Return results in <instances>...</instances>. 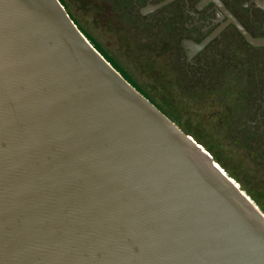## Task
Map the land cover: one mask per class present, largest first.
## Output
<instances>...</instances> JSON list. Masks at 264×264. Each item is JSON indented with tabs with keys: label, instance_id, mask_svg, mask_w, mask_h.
Segmentation results:
<instances>
[{
	"label": "water",
	"instance_id": "95a60500",
	"mask_svg": "<svg viewBox=\"0 0 264 264\" xmlns=\"http://www.w3.org/2000/svg\"><path fill=\"white\" fill-rule=\"evenodd\" d=\"M217 164L59 0H0V264H264Z\"/></svg>",
	"mask_w": 264,
	"mask_h": 264
},
{
	"label": "flooded vegetation",
	"instance_id": "af4514ba",
	"mask_svg": "<svg viewBox=\"0 0 264 264\" xmlns=\"http://www.w3.org/2000/svg\"><path fill=\"white\" fill-rule=\"evenodd\" d=\"M109 3L129 36L167 55L177 87L204 99L224 135L264 168V0Z\"/></svg>",
	"mask_w": 264,
	"mask_h": 264
},
{
	"label": "rangeland",
	"instance_id": "374dc122",
	"mask_svg": "<svg viewBox=\"0 0 264 264\" xmlns=\"http://www.w3.org/2000/svg\"><path fill=\"white\" fill-rule=\"evenodd\" d=\"M89 41L137 89L175 119L264 212V168L227 138L204 99L180 90L171 59L129 36L109 0H62Z\"/></svg>",
	"mask_w": 264,
	"mask_h": 264
},
{
	"label": "trees",
	"instance_id": "16d2710c",
	"mask_svg": "<svg viewBox=\"0 0 264 264\" xmlns=\"http://www.w3.org/2000/svg\"><path fill=\"white\" fill-rule=\"evenodd\" d=\"M61 2V4L64 6V3L62 0H59ZM65 8V6H64ZM66 9V8H65ZM68 12V11H67ZM69 13V12H68ZM70 15V14H69ZM71 17V15H70ZM71 19L73 20V18L71 17ZM74 21V20H73ZM74 23L76 24V22L74 21ZM77 25V24H76ZM78 27V26H77ZM79 28V27H78ZM79 30L81 31V29L79 28ZM82 32V31H81ZM83 33V32H82ZM84 34V33H83ZM85 35V34H84ZM86 36V35H85ZM87 37V36H86ZM95 47V46H94ZM96 48V47H95ZM97 49V48H96ZM98 50V49H97ZM99 51V50H98ZM100 52V51H99ZM103 55V54H102ZM165 113V112H164ZM168 115V114H167ZM169 116V115H168ZM170 117V116H169ZM172 120L176 121L175 119H173L172 117H170ZM177 123V122H176ZM178 124V123H177Z\"/></svg>",
	"mask_w": 264,
	"mask_h": 264
},
{
	"label": "bare ground",
	"instance_id": "6f19581e",
	"mask_svg": "<svg viewBox=\"0 0 264 264\" xmlns=\"http://www.w3.org/2000/svg\"><path fill=\"white\" fill-rule=\"evenodd\" d=\"M218 165V164H217ZM220 167V166H219ZM220 169H222L221 167H220ZM224 171V170H223ZM225 172V171H224ZM226 173V172H225ZM234 180V179H233ZM235 181V180H234ZM237 183V182H236ZM239 186V185H238ZM240 187V186H239ZM246 194V193H245ZM250 198V197H249ZM251 199V198H250ZM252 200V199H251ZM253 201V200H252ZM254 202V201H253Z\"/></svg>",
	"mask_w": 264,
	"mask_h": 264
}]
</instances>
